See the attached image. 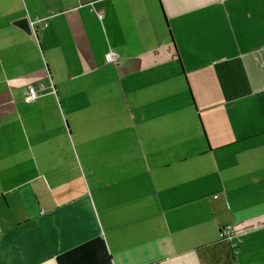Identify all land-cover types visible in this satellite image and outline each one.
<instances>
[{"label":"crops","instance_id":"crops-1","mask_svg":"<svg viewBox=\"0 0 264 264\" xmlns=\"http://www.w3.org/2000/svg\"><path fill=\"white\" fill-rule=\"evenodd\" d=\"M0 264H264V0H0Z\"/></svg>","mask_w":264,"mask_h":264},{"label":"built area","instance_id":"built-area-1","mask_svg":"<svg viewBox=\"0 0 264 264\" xmlns=\"http://www.w3.org/2000/svg\"><path fill=\"white\" fill-rule=\"evenodd\" d=\"M99 18H101V14H99ZM118 59V55L113 52H108L105 54L106 62H115ZM45 90L43 84H39L38 86L29 85L25 91L24 100L31 101L33 100L39 92ZM219 238L220 239H230L232 237V232L228 226H223L219 230Z\"/></svg>","mask_w":264,"mask_h":264},{"label":"water","instance_id":"water-1","mask_svg":"<svg viewBox=\"0 0 264 264\" xmlns=\"http://www.w3.org/2000/svg\"><path fill=\"white\" fill-rule=\"evenodd\" d=\"M13 25L17 26L28 35L32 33L30 22L26 17L13 21Z\"/></svg>","mask_w":264,"mask_h":264}]
</instances>
